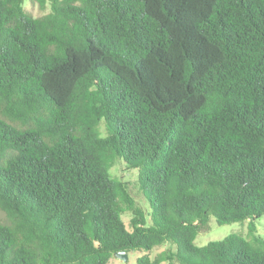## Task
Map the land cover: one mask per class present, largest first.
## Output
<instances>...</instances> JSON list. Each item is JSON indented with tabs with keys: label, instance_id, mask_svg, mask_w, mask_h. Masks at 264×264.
I'll use <instances>...</instances> for the list:
<instances>
[{
	"label": "trees",
	"instance_id": "obj_1",
	"mask_svg": "<svg viewBox=\"0 0 264 264\" xmlns=\"http://www.w3.org/2000/svg\"><path fill=\"white\" fill-rule=\"evenodd\" d=\"M33 1L0 0V264H264V0Z\"/></svg>",
	"mask_w": 264,
	"mask_h": 264
},
{
	"label": "rangeland",
	"instance_id": "obj_2",
	"mask_svg": "<svg viewBox=\"0 0 264 264\" xmlns=\"http://www.w3.org/2000/svg\"><path fill=\"white\" fill-rule=\"evenodd\" d=\"M24 8L26 11L31 13L34 17L42 16L50 11V5L46 4V6L43 8L39 5L38 2H35L33 0H25L24 2ZM112 177L119 178L123 181H128L131 183L130 188L133 196L137 200V202L144 208L145 213L147 214L152 209L150 207V201H147L142 189L139 186L138 183V170L135 168H130L126 162L123 160H118L113 167L110 169ZM130 213H125L123 215V219L128 225L130 220ZM147 221L150 222V217L147 214ZM248 225L249 220L244 221H238L233 223H227V224H218L215 217L211 216L208 221V227L205 229H202L196 239L195 243L198 246H203L207 244L210 241L215 240H222L227 235L231 233H238L242 234L243 236H246L248 238H251L250 235H248ZM256 235L264 237V215L261 216L256 221ZM165 249H172L176 250V246L170 244L169 242L164 243L162 245L156 246L152 251L144 252V251H135L130 252L128 254L127 261H124L123 259L119 258L118 256H113L111 260L109 261V264H138L137 259L138 257L148 254L150 259L153 260L157 254L162 252ZM161 264H168L167 262H163Z\"/></svg>",
	"mask_w": 264,
	"mask_h": 264
},
{
	"label": "water",
	"instance_id": "obj_3",
	"mask_svg": "<svg viewBox=\"0 0 264 264\" xmlns=\"http://www.w3.org/2000/svg\"><path fill=\"white\" fill-rule=\"evenodd\" d=\"M128 252L124 251V252H117L116 256H118L119 258L123 259L124 261H127L128 259Z\"/></svg>",
	"mask_w": 264,
	"mask_h": 264
}]
</instances>
